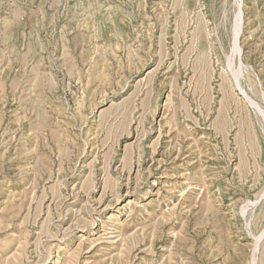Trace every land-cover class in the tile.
Returning a JSON list of instances; mask_svg holds the SVG:
<instances>
[{
	"label": "rangeland",
	"instance_id": "rangeland-1",
	"mask_svg": "<svg viewBox=\"0 0 264 264\" xmlns=\"http://www.w3.org/2000/svg\"><path fill=\"white\" fill-rule=\"evenodd\" d=\"M0 264H264V0H0Z\"/></svg>",
	"mask_w": 264,
	"mask_h": 264
}]
</instances>
